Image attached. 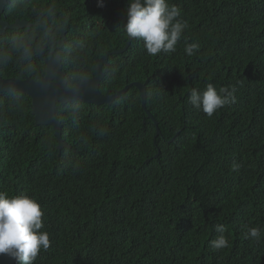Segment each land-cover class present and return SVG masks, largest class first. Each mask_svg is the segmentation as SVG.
Here are the masks:
<instances>
[{"label":"trees","instance_id":"16d2710c","mask_svg":"<svg viewBox=\"0 0 264 264\" xmlns=\"http://www.w3.org/2000/svg\"><path fill=\"white\" fill-rule=\"evenodd\" d=\"M103 2L11 0L3 18L33 23L31 33L41 19L67 27L62 63L74 87L77 73L94 77L99 59L127 45L128 0ZM168 2L188 24L176 51L150 56L133 39L127 52L109 57L100 88L115 94L146 84L157 139L135 87L111 106L59 104L72 146L61 152L54 129L35 122L29 97H0V193L35 199L44 213L40 231L50 237L35 264H264V0ZM50 5L51 20L41 16ZM20 32L28 33L1 35L0 49ZM185 41L198 44L191 56ZM12 54L0 67L3 79L46 73L38 56L25 70ZM209 84L235 89V101L211 117L188 100ZM217 225L229 243L213 251ZM245 226L259 227V240L245 239Z\"/></svg>","mask_w":264,"mask_h":264},{"label":"clouds","instance_id":"9594fccd","mask_svg":"<svg viewBox=\"0 0 264 264\" xmlns=\"http://www.w3.org/2000/svg\"><path fill=\"white\" fill-rule=\"evenodd\" d=\"M4 2L5 0H0V3ZM128 4L129 6L125 10L126 22L122 24L123 32L130 39L142 42L146 53L150 56L175 52L184 30L188 27L187 22L180 19V9L175 4H170L168 0H128ZM104 6L103 0H97V7L103 8ZM41 16H47L49 20L53 19L55 17V6L45 7L41 12ZM63 21L66 20L61 10L59 22ZM31 24L33 25V23ZM37 27L39 31L35 33H31L34 29L32 26L30 30L25 29L28 33L20 32L10 36V49H0V67L12 62L14 60L12 53H14L15 59L21 62L25 70H33L35 67L34 58L43 50V47L46 44L52 47L56 46L57 36L53 28L49 27L43 19L40 20ZM63 29L66 30L65 44L61 49L58 48L60 50L59 54L62 56L68 40V28L63 27ZM185 44L184 51L189 56L193 55L194 51L198 49L196 43L188 44L185 41ZM85 47V44L80 42L79 48L84 50ZM52 58L57 59L55 56ZM45 75L46 73L40 79L44 78ZM76 75L82 81L87 78L84 73H77ZM8 90L15 94L13 88L9 87ZM234 91V88L229 90V87H221L217 90L209 84L202 93L197 89H192L188 100L194 109L211 117L217 110L235 101ZM1 96L2 94H0ZM78 102L72 101L67 104ZM59 104L63 105L62 103ZM104 132V129H100V134H104ZM234 167L238 168V165H234ZM43 216L41 205L35 199L27 195L9 198L0 193V256H8L15 261V264H35L40 252L47 251L51 246L49 233L40 231L44 227ZM224 230L223 225L216 226V231L221 235L211 241L213 251L228 246V239L223 235ZM261 233L262 230L259 227L245 226V239L259 240Z\"/></svg>","mask_w":264,"mask_h":264},{"label":"water","instance_id":"95a60500","mask_svg":"<svg viewBox=\"0 0 264 264\" xmlns=\"http://www.w3.org/2000/svg\"><path fill=\"white\" fill-rule=\"evenodd\" d=\"M9 0H5L4 3H0V36L7 33V31H20L32 28V24L26 20H16L14 23H10L4 20L5 8ZM61 42L59 48L61 49L65 44L66 30L61 29ZM133 39L128 37L127 45L124 49L114 51L111 54L103 56L97 62L95 69V76L89 79H85L79 82L75 87H68L67 73L64 70L62 63V55L49 54L45 55V51L49 45H45L43 50L37 55L46 65V75L40 80H33L28 78L26 80L17 79H3L0 76V94L11 93L9 87L15 90V94H21L29 97L32 102V113L35 116V121L41 126H51L58 140V150L61 152L64 149L72 150V146L69 145L63 139V124L60 122L57 116V105L62 103L63 105L72 101H79L96 106H111L117 99L124 97L128 91L135 87L139 90L142 98V107L146 111L147 117L153 122L157 129L155 138L157 139L161 135L159 123L155 120L154 116L147 109L148 91L146 84L134 82L127 85L124 89L112 94V91H108L106 94L101 93V84L109 73V57L111 55H121L128 51ZM55 56L57 59H53ZM178 135V133H177ZM161 151L154 156V159H158ZM0 178H2L0 170ZM0 264H15V261L8 256H0Z\"/></svg>","mask_w":264,"mask_h":264},{"label":"flooded vegetation","instance_id":"af4514ba","mask_svg":"<svg viewBox=\"0 0 264 264\" xmlns=\"http://www.w3.org/2000/svg\"><path fill=\"white\" fill-rule=\"evenodd\" d=\"M63 28H60V27H56V28H53L56 36H57V44L55 47H52V46H48L46 51H45V55H49V54H59V43L61 41V32L59 30H61ZM67 37H68V32H67ZM65 47V46H64ZM64 49V48H63Z\"/></svg>","mask_w":264,"mask_h":264},{"label":"rangeland","instance_id":"374dc122","mask_svg":"<svg viewBox=\"0 0 264 264\" xmlns=\"http://www.w3.org/2000/svg\"><path fill=\"white\" fill-rule=\"evenodd\" d=\"M34 24L38 25L39 23L38 22H34Z\"/></svg>","mask_w":264,"mask_h":264}]
</instances>
